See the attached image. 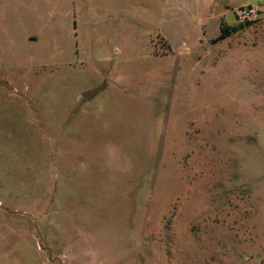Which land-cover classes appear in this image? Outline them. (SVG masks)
<instances>
[{"label": "rangeland", "instance_id": "374dc122", "mask_svg": "<svg viewBox=\"0 0 264 264\" xmlns=\"http://www.w3.org/2000/svg\"><path fill=\"white\" fill-rule=\"evenodd\" d=\"M220 1L0 0V264H264V0Z\"/></svg>", "mask_w": 264, "mask_h": 264}, {"label": "crops", "instance_id": "0c3cea01", "mask_svg": "<svg viewBox=\"0 0 264 264\" xmlns=\"http://www.w3.org/2000/svg\"><path fill=\"white\" fill-rule=\"evenodd\" d=\"M141 1H145L147 4L148 1H150V0H141ZM172 1L173 0H164V14H161V15L159 14L154 18L153 17L151 18L150 15H147V12H148L147 6H140L141 8L138 7L137 4H132L129 6L131 9L129 12L131 19L142 18V17H144L143 13L145 14L146 17H144V19H145L146 23L150 24V28H151V30L148 31V34H147L149 37L148 39H149L150 44H151V38L153 36H156V35H160L161 37H163L168 42V40L165 37V33H164V30L162 29V27L166 23L165 21L167 19V7L170 8V14H171ZM236 1H238V0H236ZM219 2H221V1L220 0H193L192 3H189L188 5H186V7H185L186 11L194 12L195 13V19H199L200 17L203 18L202 21L204 20V22H202V25H201V30H202L201 35L204 34L203 27H205V24H204L205 19L207 18V20H209L212 17L214 20H216L215 22L218 23L217 26H218L219 30L217 31V33L218 32L220 33L221 17H224V11L229 7H228V5L222 6L219 4ZM170 18H171V15H170ZM130 26H131V23H130ZM132 26H134V25L132 24ZM122 30L123 31L126 30L125 26H123V25H122ZM130 33L131 32L129 31V35H130ZM108 45H109V43H108ZM108 51L109 50L104 49L103 54H99V56H97L99 58V60H101V61L111 60V57L108 55V53H109Z\"/></svg>", "mask_w": 264, "mask_h": 264}, {"label": "built area", "instance_id": "2783aa9c", "mask_svg": "<svg viewBox=\"0 0 264 264\" xmlns=\"http://www.w3.org/2000/svg\"><path fill=\"white\" fill-rule=\"evenodd\" d=\"M259 7L255 4L242 5L237 9V17L244 20H255L258 16Z\"/></svg>", "mask_w": 264, "mask_h": 264}, {"label": "trees", "instance_id": "16d2710c", "mask_svg": "<svg viewBox=\"0 0 264 264\" xmlns=\"http://www.w3.org/2000/svg\"><path fill=\"white\" fill-rule=\"evenodd\" d=\"M238 26L237 25H228L224 22L220 23V33L217 35V37H215L214 39H212V42H215L217 40H221L229 35H231L233 32L238 30Z\"/></svg>", "mask_w": 264, "mask_h": 264}, {"label": "water", "instance_id": "95a60500", "mask_svg": "<svg viewBox=\"0 0 264 264\" xmlns=\"http://www.w3.org/2000/svg\"><path fill=\"white\" fill-rule=\"evenodd\" d=\"M105 83H103L102 85H99V86H96V87H93L91 89H85L84 91L81 92V96L86 99V100H90L92 97H94L97 92L102 88V86L104 85Z\"/></svg>", "mask_w": 264, "mask_h": 264}]
</instances>
